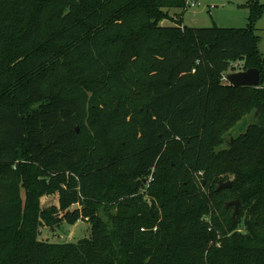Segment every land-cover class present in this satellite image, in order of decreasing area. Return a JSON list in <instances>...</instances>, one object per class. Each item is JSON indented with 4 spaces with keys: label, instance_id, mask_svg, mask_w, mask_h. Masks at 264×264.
<instances>
[{
    "label": "trees",
    "instance_id": "obj_1",
    "mask_svg": "<svg viewBox=\"0 0 264 264\" xmlns=\"http://www.w3.org/2000/svg\"><path fill=\"white\" fill-rule=\"evenodd\" d=\"M187 2L0 0V264H264V4L198 28Z\"/></svg>",
    "mask_w": 264,
    "mask_h": 264
},
{
    "label": "rangeland",
    "instance_id": "obj_2",
    "mask_svg": "<svg viewBox=\"0 0 264 264\" xmlns=\"http://www.w3.org/2000/svg\"><path fill=\"white\" fill-rule=\"evenodd\" d=\"M197 5L189 7L183 12L182 18L186 26L198 28H210L218 26L222 28H243L246 27L249 18V11L244 7L246 0H196ZM264 4V0H259ZM172 14L182 11L173 9ZM171 26L169 20L163 23ZM257 34L261 38L260 51L264 55V16L257 24ZM256 121V116L251 113L238 122L229 132L228 139H234L244 134L249 125ZM228 147V142L222 144L218 149ZM44 207L58 204L57 196H46L42 198ZM234 214V212H233ZM91 225L87 221H79L75 225L61 223L54 229L42 226L39 240L48 243H76L82 239L91 237Z\"/></svg>",
    "mask_w": 264,
    "mask_h": 264
},
{
    "label": "water",
    "instance_id": "obj_3",
    "mask_svg": "<svg viewBox=\"0 0 264 264\" xmlns=\"http://www.w3.org/2000/svg\"><path fill=\"white\" fill-rule=\"evenodd\" d=\"M226 81L229 85L234 87H258L261 81V75L258 69H248L241 71H232L228 73L226 76ZM118 108V103H117ZM146 183V181H144ZM205 182L203 181V184ZM232 187V182H221L216 191H221L222 189H229ZM227 209L230 207H234L233 218H236L240 212V203L238 201H232L227 203Z\"/></svg>",
    "mask_w": 264,
    "mask_h": 264
},
{
    "label": "built area",
    "instance_id": "obj_4",
    "mask_svg": "<svg viewBox=\"0 0 264 264\" xmlns=\"http://www.w3.org/2000/svg\"><path fill=\"white\" fill-rule=\"evenodd\" d=\"M197 3H198V1H196V0H188V2H187V4H188V8L191 7V6H192V7L196 6ZM223 80L226 81V77H225V75L223 76ZM150 181H151V178H150L149 182H150Z\"/></svg>",
    "mask_w": 264,
    "mask_h": 264
},
{
    "label": "crops",
    "instance_id": "obj_5",
    "mask_svg": "<svg viewBox=\"0 0 264 264\" xmlns=\"http://www.w3.org/2000/svg\"><path fill=\"white\" fill-rule=\"evenodd\" d=\"M184 25H185V23H184Z\"/></svg>",
    "mask_w": 264,
    "mask_h": 264
}]
</instances>
